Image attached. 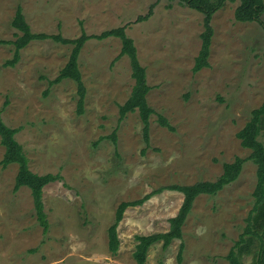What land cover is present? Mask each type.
I'll list each match as a JSON object with an SVG mask.
<instances>
[{"label":"rangeland","instance_id":"obj_1","mask_svg":"<svg viewBox=\"0 0 264 264\" xmlns=\"http://www.w3.org/2000/svg\"><path fill=\"white\" fill-rule=\"evenodd\" d=\"M240 3L227 0L214 14L210 66L195 73L205 15L180 0H0V40L21 34L12 26L19 5L35 33L75 39L83 31L99 35L126 27L146 67L148 101L155 110L149 145L138 111L120 120V105L136 80L130 58L116 60L122 49L118 37L91 38L81 51L87 87L82 113L74 80L50 84L68 63L72 44L33 40L19 62L7 66L15 46L0 43L3 119L20 128L16 138L33 172L61 176L44 187L46 234L32 190H14L19 165L3 166L0 138V264H138L137 235L168 231L183 204L184 194L166 187L215 180L225 162L241 156L247 160L238 179L217 195H199L183 238L166 250L162 242L154 244L145 263L229 264L227 254L243 232L257 184V165L237 133L264 103V26L238 21ZM160 115L174 131L160 124ZM114 132L117 142L109 136ZM153 192L126 210L114 254L108 228L118 206Z\"/></svg>","mask_w":264,"mask_h":264},{"label":"trees","instance_id":"obj_2","mask_svg":"<svg viewBox=\"0 0 264 264\" xmlns=\"http://www.w3.org/2000/svg\"><path fill=\"white\" fill-rule=\"evenodd\" d=\"M227 0H180L181 3L204 13V31L201 34L202 45L199 54L196 57L193 71L195 73L204 67L210 66V54L214 28L212 20L214 14L221 9ZM233 1V0H230ZM153 10L141 17L148 19ZM264 14V0H241L240 5L236 8L235 17L241 22H259L264 26L262 15ZM12 26L17 28L21 34L16 35V39L0 40V43H8L15 46L14 57L6 62L7 66H15L21 58V50L24 49L31 41L36 39L51 38L56 42L63 44H72L73 50L68 63L61 69L59 75L50 84L60 83L65 79L74 80L78 85V112L82 113L85 106L87 87L83 81V75L79 65V56L86 42L91 38L105 39L109 37H118L122 40V49L116 60L123 56H128L131 61L133 77L136 80L129 98L120 105V120L123 121L129 113L138 111L143 125V136L145 142L149 145L151 141V116L155 112L149 104L148 94L151 86L147 82V70L138 56V49L133 38L127 32L126 27H117L106 30L99 35H88L83 31L82 35L75 39L64 37L60 32L58 34L35 33L26 19L23 7L18 6ZM48 91L46 92V94ZM3 109L0 108V138L6 151L2 160L3 166L17 163L19 170L16 176L14 190L18 191L21 187L27 186L32 190L34 197L38 221L43 226L47 234L50 228V222L44 210L43 192L44 187L59 178L60 175L48 173L38 174L33 172L29 166V159L26 155L22 144L17 140L16 135L20 128L9 126L3 119ZM159 122L162 126L174 131L175 127L164 116L160 115ZM117 142V134L114 132L109 135ZM241 144L250 149L248 157L257 165V184L253 192L254 204L245 219L243 232L234 242L227 260L229 264H264V103L253 109L250 120L237 133ZM246 158L237 156L231 162L223 164L222 173L215 180H200L193 184L181 185L173 184L166 188L176 190L184 194L183 204L176 216L170 219V229L165 232H156L149 235H137V244L134 251V258L138 264H145L148 252L154 244L163 243V249L166 250L175 239L183 238V226L192 211L196 198L201 194L217 195L227 185L233 183L240 176ZM164 188V187H163ZM163 188L155 192L161 191ZM153 193L133 201H123L117 208L114 222L108 228L109 248L115 254L120 247V237L118 226L123 220L126 210L131 206L143 204ZM185 244L182 243L178 253V260L182 262ZM251 257V261H246Z\"/></svg>","mask_w":264,"mask_h":264}]
</instances>
